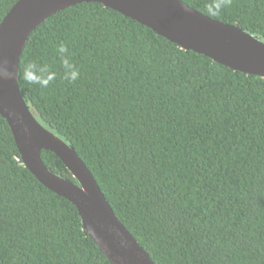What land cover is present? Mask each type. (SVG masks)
<instances>
[{
    "label": "trees",
    "instance_id": "obj_1",
    "mask_svg": "<svg viewBox=\"0 0 264 264\" xmlns=\"http://www.w3.org/2000/svg\"><path fill=\"white\" fill-rule=\"evenodd\" d=\"M18 0H0V23ZM207 14L206 0H182ZM217 20L264 41V0ZM80 68L63 79L56 48ZM48 64L47 88L19 79L36 118L70 145L156 264H264V77L186 50L98 2L46 18L19 62ZM42 159L72 176L52 151ZM0 264H112L76 206L25 166L0 113Z\"/></svg>",
    "mask_w": 264,
    "mask_h": 264
},
{
    "label": "water",
    "instance_id": "obj_2",
    "mask_svg": "<svg viewBox=\"0 0 264 264\" xmlns=\"http://www.w3.org/2000/svg\"><path fill=\"white\" fill-rule=\"evenodd\" d=\"M82 2H98L152 28L186 50L248 74L264 77V41L181 0H18L0 23V65L12 79L0 78V113L7 120L25 166L48 189L77 208L84 229L112 264H156L118 218L106 195L74 146L44 126L22 93L19 62L37 26L53 13ZM42 150L54 152L76 181L52 172Z\"/></svg>",
    "mask_w": 264,
    "mask_h": 264
},
{
    "label": "clouds",
    "instance_id": "obj_3",
    "mask_svg": "<svg viewBox=\"0 0 264 264\" xmlns=\"http://www.w3.org/2000/svg\"><path fill=\"white\" fill-rule=\"evenodd\" d=\"M182 2V0H181ZM232 0H206L207 15L212 18L218 16L225 8L229 7ZM61 68L63 70V79L68 82H75L80 78L81 70L73 62L69 47L66 43L61 42L56 48ZM8 61L5 60L0 65V78L12 79L13 73L8 70ZM17 79H22L26 84L36 85L40 88H47L57 78V72L48 64L37 61H28L25 63L22 72Z\"/></svg>",
    "mask_w": 264,
    "mask_h": 264
}]
</instances>
